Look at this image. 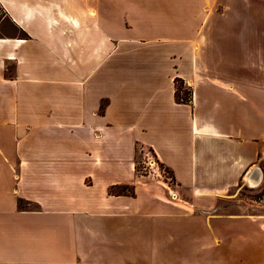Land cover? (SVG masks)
Listing matches in <instances>:
<instances>
[{
    "label": "crops",
    "instance_id": "crops-1",
    "mask_svg": "<svg viewBox=\"0 0 264 264\" xmlns=\"http://www.w3.org/2000/svg\"><path fill=\"white\" fill-rule=\"evenodd\" d=\"M0 5V264H264V0Z\"/></svg>",
    "mask_w": 264,
    "mask_h": 264
},
{
    "label": "rangeland",
    "instance_id": "rangeland-1",
    "mask_svg": "<svg viewBox=\"0 0 264 264\" xmlns=\"http://www.w3.org/2000/svg\"><path fill=\"white\" fill-rule=\"evenodd\" d=\"M16 33L15 27L6 17L5 10L0 5V35L11 36ZM182 90H187L184 85H182ZM135 160V168L141 175L150 174L151 177L165 182L168 186L173 184L169 170L156 160L149 149L141 146L137 147ZM235 199L237 202L229 207L230 210L257 212L264 215V195L260 187L250 188L245 185L239 189Z\"/></svg>",
    "mask_w": 264,
    "mask_h": 264
},
{
    "label": "trees",
    "instance_id": "trees-1",
    "mask_svg": "<svg viewBox=\"0 0 264 264\" xmlns=\"http://www.w3.org/2000/svg\"><path fill=\"white\" fill-rule=\"evenodd\" d=\"M182 85L183 83L181 80H175V97L178 101L188 102L190 99V91L188 89L186 91L182 90Z\"/></svg>",
    "mask_w": 264,
    "mask_h": 264
}]
</instances>
